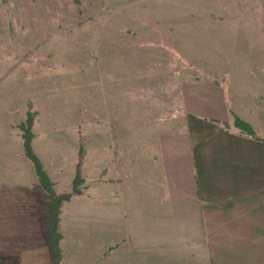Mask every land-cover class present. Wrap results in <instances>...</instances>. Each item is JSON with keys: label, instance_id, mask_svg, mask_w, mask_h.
<instances>
[{"label": "rangeland", "instance_id": "obj_1", "mask_svg": "<svg viewBox=\"0 0 264 264\" xmlns=\"http://www.w3.org/2000/svg\"><path fill=\"white\" fill-rule=\"evenodd\" d=\"M240 93L263 99L264 0H0V133L21 140L33 115L32 147L58 195L73 192L83 151L59 232L61 220L81 225L85 264H264V237L246 229L260 205L202 236L170 220L196 210L160 182L187 116Z\"/></svg>", "mask_w": 264, "mask_h": 264}, {"label": "crops", "instance_id": "obj_2", "mask_svg": "<svg viewBox=\"0 0 264 264\" xmlns=\"http://www.w3.org/2000/svg\"><path fill=\"white\" fill-rule=\"evenodd\" d=\"M243 95L237 94L236 102L226 95L225 101L210 104L205 113H190L179 136L182 146L176 168H168L165 151L163 165L160 164V182L170 198L177 205L192 203L196 210L192 214L177 211L170 220L190 221L192 229L203 231L202 236L226 232L228 225L236 221V207L260 205L264 212V95L261 102ZM234 114L255 130L257 138L234 125ZM7 138V134L0 133V261L55 264L43 214L49 200L34 176L35 170L25 160L22 136L17 142ZM57 192L62 193L58 189ZM98 221L96 233L101 237L103 213ZM61 222V264H85L90 251L81 239L84 230H80L79 223L68 228ZM246 229L252 230L247 235L264 237V217L258 216L256 223ZM144 242L150 243V237ZM99 255L103 257L102 250Z\"/></svg>", "mask_w": 264, "mask_h": 264}, {"label": "trees", "instance_id": "obj_3", "mask_svg": "<svg viewBox=\"0 0 264 264\" xmlns=\"http://www.w3.org/2000/svg\"><path fill=\"white\" fill-rule=\"evenodd\" d=\"M33 125H34V117L29 113L26 121L20 124L19 128L23 132L22 137L24 142L25 155L33 164L39 183L43 188L46 197L50 199V208L48 211L45 212V217H46L45 231L49 239V246L51 249L54 262L55 264H60L61 261L60 243H61L62 235L59 232V220H60L59 216L61 214V206L65 201H68L72 195L80 193V190H78L77 187L81 182L80 168H81V160L83 158L84 153L83 151H81L80 153V162L77 166L78 174L74 182L73 192L66 195H58L54 190V183L49 178L40 159L33 150L32 147V140L34 138V135L32 133ZM234 125L242 132L246 133L249 137L257 138L255 130L248 123L241 120L237 116L234 117ZM0 264L3 263L0 261Z\"/></svg>", "mask_w": 264, "mask_h": 264}]
</instances>
